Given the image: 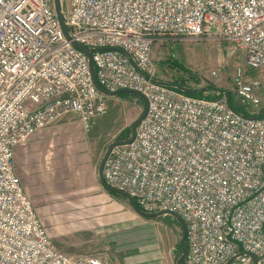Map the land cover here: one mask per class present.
I'll list each match as a JSON object with an SVG mask.
<instances>
[{"label":"built area","instance_id":"built-area-1","mask_svg":"<svg viewBox=\"0 0 264 264\" xmlns=\"http://www.w3.org/2000/svg\"><path fill=\"white\" fill-rule=\"evenodd\" d=\"M62 14L70 40L53 0H0V264H110L53 246L13 165L16 145L59 117L73 113L88 130L106 113L107 96L74 42L93 50L101 88L146 101L132 140L110 150L104 183L143 213L182 219L184 264L263 258L264 113L253 117L262 83L234 75L244 116L222 92L206 98L162 84L150 54L161 39L226 40L250 70H264V0H69Z\"/></svg>","mask_w":264,"mask_h":264},{"label":"rangeland","instance_id":"rangeland-1","mask_svg":"<svg viewBox=\"0 0 264 264\" xmlns=\"http://www.w3.org/2000/svg\"><path fill=\"white\" fill-rule=\"evenodd\" d=\"M61 1L65 11L69 0ZM150 62L158 81L204 91L201 97L219 96L207 89L210 85L226 90L240 105L232 92L239 69L264 87V70H250L245 55L226 40L161 39L151 49ZM143 110L134 96L116 94L107 97L106 113L90 129L68 113L39 129L32 142L30 136L16 145V173L56 249L67 255H96L110 264L177 263L182 253L180 222L170 215L136 214L125 197L104 190L97 177L109 145L131 136Z\"/></svg>","mask_w":264,"mask_h":264},{"label":"water","instance_id":"water-1","mask_svg":"<svg viewBox=\"0 0 264 264\" xmlns=\"http://www.w3.org/2000/svg\"><path fill=\"white\" fill-rule=\"evenodd\" d=\"M62 1L61 0H53V7H54V11H55V14H56V17L59 21V24L61 26V29L64 33V36L66 37V39L70 40V36H69V32H68V29L65 25V22H64V19H63V14H62ZM72 45L77 48L78 50L82 51L87 59H88V63H89V67H90V71H91V74H92V77H93V81H94V85L96 87V89L101 92L103 95L107 96V97H111V96H114L118 93H133V94H136L138 96H140L141 98L144 99L145 101V98L143 97V95H141L140 93H137L135 91H132V90H128V89H122V90H118V91H115V92H107L105 91L103 88H101L98 83L96 82V79H95V75H94V69H93V63H92V60H91V52L93 50L91 49H88V48H85L83 47L82 45L78 44V43H72ZM164 85H170V86H174L182 91H185V92H192L186 88H183L181 86H178V85H175V84H172V83H162ZM219 92H222L225 97L228 99V92L226 90H221ZM146 113V101H145V107H144V110L143 112L141 113V115L138 117V119L132 124V127H131V136L126 139V140H120V141H116V142H113L111 145H109V147L107 148L101 162H100V165H99V168H98V179L101 183V185L104 187V189L110 191V192H113V193H117L123 197H125L130 205V207L132 208V210L138 214V215H141L143 217H158V216H161V215H170L172 216L173 218H175L176 220H178L182 226V235H181V248H182V253H181V256L179 257V259L177 260V263L176 264H181V262L184 260V257H185V254H186V244H185V225L182 221V219L175 213H172V212H157V213H152V214H147V213H143L141 212L135 205L134 201L126 194L116 190V189H113V188H110L108 187L105 183H104V180H103V177H102V169H103V166H104V162L110 152V150L114 147V146H117V145H121V144H125V143H128L132 140V138L134 137V134H135V130H136V127L137 125L139 124V122L143 119L144 115ZM264 113V106L253 116V117H259L260 115H262ZM240 254H243V253H240ZM246 254V253H245ZM233 259V258H232ZM252 259H253V263L254 264H259V260L260 258H256L254 256H252ZM231 260V259H230ZM229 260V261H230ZM228 261V262H229ZM227 262V263H228Z\"/></svg>","mask_w":264,"mask_h":264},{"label":"trees","instance_id":"trees-1","mask_svg":"<svg viewBox=\"0 0 264 264\" xmlns=\"http://www.w3.org/2000/svg\"><path fill=\"white\" fill-rule=\"evenodd\" d=\"M207 89L209 90H213L216 94H218L219 96H221V91L220 89H217V87H214V86H210L208 85L207 86ZM204 91L198 93L197 91L195 92H186L187 94L189 95H193V96H199L200 97V94L203 93ZM229 93V92H228ZM118 94H124V95H131V96H134L135 98H137V100L141 103V105L143 107H145V101L143 98H141L140 96L136 95V94H133V93H118ZM209 98V97H207ZM214 98V97H213ZM228 100L230 102V105L231 107L238 113L244 115V116H247L249 113L244 109V107L242 105H239V104H235V102L232 101V96L231 94L229 93L228 94Z\"/></svg>","mask_w":264,"mask_h":264},{"label":"crops","instance_id":"crops-1","mask_svg":"<svg viewBox=\"0 0 264 264\" xmlns=\"http://www.w3.org/2000/svg\"><path fill=\"white\" fill-rule=\"evenodd\" d=\"M77 118H78V116H77ZM33 135V136H32ZM31 135V137L28 139V143L29 142H32L36 137H38L39 135H40V133H34V134H32ZM26 140V139H25ZM25 140H23V141H25ZM23 141H21V142H23ZM20 142V143H21ZM14 151H15V148H14ZM13 165H14V171H15V173H16V170H15V160H14V156H13ZM16 175H17V173H16ZM17 177H18V175H17ZM97 177H98V169H97ZM19 179V178H18ZM99 180V179H98ZM20 181V180H19ZM99 183H100V181H99ZM21 184V183H20ZM100 185H101V183H100ZM22 186V185H21ZM102 186V185H101ZM103 187V186H102ZM104 188V187H103ZM104 190H106V189H104ZM108 191V190H107ZM31 204H32V202H31ZM32 206H33V204H32ZM34 208V207H33ZM62 252V251H61ZM75 255H79V254H75ZM89 256H96V255H89Z\"/></svg>","mask_w":264,"mask_h":264},{"label":"flooded vegetation","instance_id":"flooded-vegetation-1","mask_svg":"<svg viewBox=\"0 0 264 264\" xmlns=\"http://www.w3.org/2000/svg\"><path fill=\"white\" fill-rule=\"evenodd\" d=\"M262 261H264V256H263V258H261V259L259 260V264H261Z\"/></svg>","mask_w":264,"mask_h":264}]
</instances>
